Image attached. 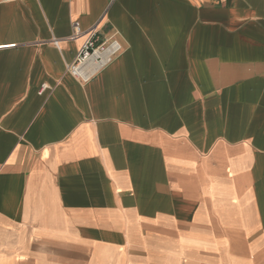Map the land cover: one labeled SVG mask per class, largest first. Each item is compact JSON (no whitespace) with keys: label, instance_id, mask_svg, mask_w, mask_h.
<instances>
[{"label":"crops","instance_id":"crops-1","mask_svg":"<svg viewBox=\"0 0 264 264\" xmlns=\"http://www.w3.org/2000/svg\"><path fill=\"white\" fill-rule=\"evenodd\" d=\"M0 264H264V0H0Z\"/></svg>","mask_w":264,"mask_h":264},{"label":"built area","instance_id":"built-area-1","mask_svg":"<svg viewBox=\"0 0 264 264\" xmlns=\"http://www.w3.org/2000/svg\"><path fill=\"white\" fill-rule=\"evenodd\" d=\"M85 34L75 25L74 37ZM123 46L117 37V33L101 39L99 30L94 28L87 32V38L74 61L67 68L68 71L82 82L90 81L98 72L111 64L121 53Z\"/></svg>","mask_w":264,"mask_h":264}]
</instances>
